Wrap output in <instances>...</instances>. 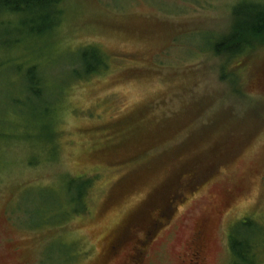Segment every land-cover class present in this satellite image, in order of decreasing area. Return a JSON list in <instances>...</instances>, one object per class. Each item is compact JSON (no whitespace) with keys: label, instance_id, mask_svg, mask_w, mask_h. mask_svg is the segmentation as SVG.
<instances>
[{"label":"rangeland","instance_id":"obj_1","mask_svg":"<svg viewBox=\"0 0 264 264\" xmlns=\"http://www.w3.org/2000/svg\"><path fill=\"white\" fill-rule=\"evenodd\" d=\"M259 7L66 0L51 35L15 44L5 43L26 28L0 15V264H120L133 245L103 255L130 225V240L156 232L146 264H180L196 232L211 239L212 264H233V228L249 218L264 230V43L231 60L214 49ZM88 47L103 66L79 79L72 65ZM31 64L51 105L27 91ZM193 172L203 178L192 192ZM162 209L170 220L158 229ZM254 237L252 264H264Z\"/></svg>","mask_w":264,"mask_h":264},{"label":"trees","instance_id":"obj_2","mask_svg":"<svg viewBox=\"0 0 264 264\" xmlns=\"http://www.w3.org/2000/svg\"><path fill=\"white\" fill-rule=\"evenodd\" d=\"M65 1L66 0H0V15H12L16 18H19L21 26L24 29L26 28L25 31H19L17 33L18 37L13 40V42L12 40L8 39L9 43L5 44H15V42H19L23 38L21 37L22 35L26 36V39L30 41L41 39L43 37H48L49 35H51V33L55 30V28L52 27L58 26L61 14L63 12L62 5ZM238 14L240 17L243 16L244 18H246L243 21L239 22L235 27L233 26V28H239L238 31L226 35V37H224L218 44H216L214 49L217 55H225L228 60L236 59L241 54L252 50L253 47L258 43H264V9L259 7V9H256L255 11H248V9L246 8ZM39 20L45 23V26L43 28L36 26ZM30 24L32 25V27H29ZM79 62L80 63L72 65L74 67L72 71L76 75H78L79 79L84 78L80 77V71L83 66H86L85 75L88 76L90 74H95L103 66V58L94 47L83 49ZM26 75V80L28 81L27 91L32 95V97L35 98H41L44 94L48 95L49 98H51V102L49 103L51 105L52 97L54 96L51 91V89L53 88L50 87L51 83L46 73L41 69L40 66H38V64H31L27 69ZM88 76H85V78ZM45 112L46 113L44 115H46V117L51 116V111L49 108H46ZM45 130L49 132L47 134L50 138H52L51 133H53V126H51V124H48L45 126ZM43 137H46V135H44ZM194 138L195 136L193 135L189 139ZM189 139L186 140L185 143L183 142V144H181L179 148L182 147L184 150V148L189 147ZM157 159L155 160V162H158V164L162 162V159H158V161ZM193 174L188 176L191 182L193 181L192 179H196V181L194 180V183L190 182V190L192 192L196 191L200 187L199 182H201L200 179L203 178L202 176V178H200L199 176ZM180 176H183V174L177 175L174 179H179L181 181ZM208 177L209 176H204L205 179ZM182 178L184 180L187 178V176L184 175ZM174 179H172L171 181H167L162 186H168V184L171 185ZM90 184L91 180L85 182L87 193ZM87 193H85L84 190L82 192H79L78 200H84L85 198H83V196L87 195ZM173 199L174 196L170 198V201H173ZM182 201L183 199L181 200V202ZM83 204L85 205V202ZM84 205L81 211L77 208L76 213L83 212L85 210ZM164 211V209L160 210L159 212L161 213V215L159 219H156L158 229L170 220V215L167 213L164 214ZM130 226L128 228V233L130 232ZM253 231L255 232L253 233ZM258 234H262V236L264 237L263 228L254 220L249 218L243 219L233 228L230 237L233 264H252L253 245L257 242L255 241L254 235ZM252 242L253 244L251 245Z\"/></svg>","mask_w":264,"mask_h":264},{"label":"flooded vegetation","instance_id":"obj_3","mask_svg":"<svg viewBox=\"0 0 264 264\" xmlns=\"http://www.w3.org/2000/svg\"><path fill=\"white\" fill-rule=\"evenodd\" d=\"M129 234L126 239H120V236L114 237L110 240V247L107 250L104 257H108L107 262L111 261L113 258H117V254H121V251L127 248H123L126 243L129 246L133 245L132 248L128 250V253L123 256V260L120 264H146L149 257V250L153 244V233H150L144 238H134L129 239ZM210 238L201 235L199 232H196L193 235V238L188 240L186 248L181 255H179L180 264H212L210 261L213 250L210 244ZM199 241V242H198ZM132 242V243H131ZM114 243V245H113ZM113 245V246H112ZM120 252L116 253V250ZM114 261V260H113ZM22 264V263H21ZM23 264H30L26 260Z\"/></svg>","mask_w":264,"mask_h":264}]
</instances>
